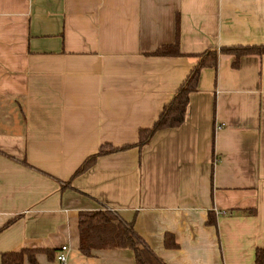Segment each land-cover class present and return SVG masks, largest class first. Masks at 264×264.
Returning <instances> with one entry per match:
<instances>
[{"label": "crops", "instance_id": "obj_1", "mask_svg": "<svg viewBox=\"0 0 264 264\" xmlns=\"http://www.w3.org/2000/svg\"><path fill=\"white\" fill-rule=\"evenodd\" d=\"M176 40L184 55H150ZM263 44L264 0H0V264L22 248L137 264L129 248L80 252V212L106 207L164 264H256L264 54L235 66L220 49ZM208 50L183 124L134 146ZM105 145L132 146L75 176Z\"/></svg>", "mask_w": 264, "mask_h": 264}, {"label": "trees", "instance_id": "obj_2", "mask_svg": "<svg viewBox=\"0 0 264 264\" xmlns=\"http://www.w3.org/2000/svg\"><path fill=\"white\" fill-rule=\"evenodd\" d=\"M220 52L236 55L234 62L238 66L240 58L246 54H264V44L254 46L235 45L222 47ZM151 56H182L179 40L174 44L164 45L156 51L150 53ZM219 51L208 50L199 55L197 65L191 70L187 78L174 94L172 100L164 106L162 113L151 128L141 129L139 141L134 146L142 147L150 141L152 136L158 131L166 128L178 127L183 124L186 118L187 108L190 101V94L197 90L200 74L203 68L216 66ZM114 147L112 145L103 146L102 149L89 156L75 172V176L90 169L97 158L106 153L116 152L129 148ZM8 222L3 228L8 226ZM209 224H215V219L210 218ZM80 230V252L85 256L92 255L94 249L108 248H129L136 256L137 264H164L158 256L146 245L143 238L135 231L133 223L122 220L118 213L109 208L92 211H81L79 215ZM166 245L177 247L178 244L167 235ZM38 249L22 248L2 254L1 264H24L28 257L33 264H38L36 254ZM256 264H264V249L256 251Z\"/></svg>", "mask_w": 264, "mask_h": 264}, {"label": "built area", "instance_id": "obj_3", "mask_svg": "<svg viewBox=\"0 0 264 264\" xmlns=\"http://www.w3.org/2000/svg\"><path fill=\"white\" fill-rule=\"evenodd\" d=\"M68 250H69V247L67 245H64V246L61 247V250H60V252L57 255V259L61 263H66Z\"/></svg>", "mask_w": 264, "mask_h": 264}]
</instances>
